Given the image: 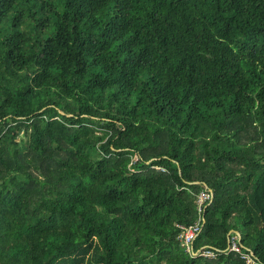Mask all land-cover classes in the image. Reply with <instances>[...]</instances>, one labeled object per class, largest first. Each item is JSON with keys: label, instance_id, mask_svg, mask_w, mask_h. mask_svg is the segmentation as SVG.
<instances>
[{"label": "trees", "instance_id": "obj_1", "mask_svg": "<svg viewBox=\"0 0 264 264\" xmlns=\"http://www.w3.org/2000/svg\"><path fill=\"white\" fill-rule=\"evenodd\" d=\"M243 251L264 264V0H0V264Z\"/></svg>", "mask_w": 264, "mask_h": 264}, {"label": "built area", "instance_id": "obj_2", "mask_svg": "<svg viewBox=\"0 0 264 264\" xmlns=\"http://www.w3.org/2000/svg\"><path fill=\"white\" fill-rule=\"evenodd\" d=\"M213 193L209 188H205L202 190L198 195V209L201 212L203 207L212 200ZM182 228V231L179 235V238L181 239L182 243L186 246L187 250L193 251V241L198 235V233L201 230L202 227V216L200 214V218L193 224L189 226L180 225ZM240 240V234L239 232H231L230 233V240H229V248L231 250L240 251V245L238 241ZM206 255H214V252L210 249H206L203 251ZM241 257L246 260L247 264H255V260L252 256L251 252H245L243 251L241 253Z\"/></svg>", "mask_w": 264, "mask_h": 264}, {"label": "water", "instance_id": "obj_3", "mask_svg": "<svg viewBox=\"0 0 264 264\" xmlns=\"http://www.w3.org/2000/svg\"><path fill=\"white\" fill-rule=\"evenodd\" d=\"M211 190V189H210ZM205 220H203V224H204Z\"/></svg>", "mask_w": 264, "mask_h": 264}]
</instances>
